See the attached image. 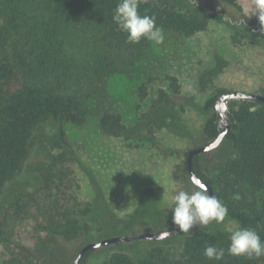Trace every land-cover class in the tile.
Instances as JSON below:
<instances>
[{
    "label": "trees",
    "instance_id": "1",
    "mask_svg": "<svg viewBox=\"0 0 264 264\" xmlns=\"http://www.w3.org/2000/svg\"><path fill=\"white\" fill-rule=\"evenodd\" d=\"M214 1L218 7L207 11L172 0H143L138 11L154 15L163 29L186 35L206 30L213 19L234 28L235 43L253 42L256 37L245 26L239 0ZM118 3L119 0H0V194L6 183L23 170L32 148L43 149L50 158L48 164L36 168L41 185L32 192L14 189L10 203L0 210V264H50V256L27 245L17 231L15 225L25 220L33 221L36 242L49 237L82 246L91 242L92 202L80 195L76 170L81 159L66 125H82L89 115H96L106 136L121 137L127 129L120 113L97 105L96 81L119 71L115 65L118 58H113L117 52L115 42L119 41L123 50L141 51L151 41L127 42V34L112 19ZM75 16L102 33L104 45L93 61L87 42H73L77 49L71 56L66 50L63 34L70 28L69 19ZM85 79L92 83L86 92ZM171 83L180 92L176 76H171ZM227 90L220 88L218 94ZM141 92L142 96L147 95L146 86L141 87ZM167 95L161 89L152 106L162 105ZM216 96L202 106L209 114L203 126L206 143L223 130L221 115L215 107ZM229 103L230 130L215 149L227 145L234 152L213 164L203 161L198 154L193 165L198 176L211 184L216 196L228 206L227 217L236 220L239 227L255 228L264 239V101L242 99ZM149 136L159 151L182 155L165 147L154 128L149 130ZM188 152L182 155L183 160L174 172L183 191L194 188L188 172ZM236 193L241 195L240 200L232 199ZM163 217L162 227L176 226L170 209ZM194 227L191 233L148 240L150 245L145 251H116L104 264H264V257L249 260L228 255L227 251L222 260H209L203 255L205 247L216 245L227 250L229 233ZM172 238L182 240L176 256L166 245ZM93 252L94 249L89 250L81 264Z\"/></svg>",
    "mask_w": 264,
    "mask_h": 264
},
{
    "label": "rangeland",
    "instance_id": "2",
    "mask_svg": "<svg viewBox=\"0 0 264 264\" xmlns=\"http://www.w3.org/2000/svg\"><path fill=\"white\" fill-rule=\"evenodd\" d=\"M172 1L207 11L218 7L214 0ZM239 2L244 10L245 26L255 34L253 42L235 43L234 28L213 19L206 30L193 35L164 29L163 44L150 42L141 51L123 50V45L118 40L115 42L117 52L113 58H118L115 65L119 71L102 81L97 78L95 98L97 105L122 115L127 126L124 135H104L96 115H89L82 125H66L69 139L78 148L81 159L76 170L80 195L92 202L91 241L170 228L161 224L172 197L181 191L182 184L176 182L174 172L185 152L206 143L203 126L209 114L202 106L220 88L264 94V24L258 12L252 13L254 0ZM69 22L70 28L63 34L69 56L77 49L72 43L84 41L93 61L104 45L102 33L88 22L80 21L78 16ZM171 76L178 78L180 92L172 87ZM91 84L84 80L85 92ZM142 86H146V96H142ZM161 89L168 95L162 105L153 107ZM50 127L47 126L49 131ZM151 128L165 147L182 155L155 148L149 136ZM233 152L226 145L202 153L201 157L213 164ZM49 162L43 149L32 148L23 170L6 183L0 194V210L10 203L14 189L35 191L41 185L36 168ZM225 225L239 227L236 220L226 217L224 224L213 221L206 229L225 230ZM15 227L27 245L50 256V264H72L82 246L55 237L34 241L31 220L21 221ZM194 229L202 230L199 226ZM181 241L173 238L166 241L172 256L180 251ZM148 245V240H140L103 246L94 249L84 264H104L116 251H145Z\"/></svg>",
    "mask_w": 264,
    "mask_h": 264
},
{
    "label": "clouds",
    "instance_id": "3",
    "mask_svg": "<svg viewBox=\"0 0 264 264\" xmlns=\"http://www.w3.org/2000/svg\"><path fill=\"white\" fill-rule=\"evenodd\" d=\"M143 0H119L113 10V21L118 29L127 34V42L139 43L141 39H147L156 45L165 41L164 29L156 23L154 15L141 14L138 9ZM253 12L259 13V19L264 24V0H254ZM228 19L227 16L224 17ZM191 182L193 191L177 192L169 204L171 220L180 232L191 233L194 226L202 230L215 221L224 224L229 215L228 206L218 196L208 190L205 182L192 173ZM232 199L240 200L241 195L236 193ZM225 231L229 233V245L227 250L216 245L205 247L203 255L209 260L220 261L225 256V251L232 256H245L249 260L264 257V239L255 228L236 227L225 225Z\"/></svg>",
    "mask_w": 264,
    "mask_h": 264
},
{
    "label": "water",
    "instance_id": "4",
    "mask_svg": "<svg viewBox=\"0 0 264 264\" xmlns=\"http://www.w3.org/2000/svg\"><path fill=\"white\" fill-rule=\"evenodd\" d=\"M242 99L253 100V101H264V94L246 92V91H241V90H227V91L220 92L216 96L215 107L221 115V126L223 130L218 135V137L215 138L214 140L204 143L200 146L194 147L190 149L188 152L187 164H188V172L190 174V178L192 176V173L195 172L197 178H200L202 182L206 183V185L208 186L209 192L212 194H215V191L213 187L211 186V184H209L206 180L199 177L197 172L195 171V168L193 165V158L195 155L214 150L223 142L226 134L230 130V125L227 121V114L230 111L229 101L230 100H242ZM179 233H181L179 228L177 226H173V227L163 229L160 231H156V232H143V233H137L134 235H118V236L106 237V238L99 239L96 241H91V242L84 244L81 247V249L77 252L72 264H81L84 256L91 249H96V248H100L103 246H107V245L119 243V242H134V241H140V240H162L167 237L177 235Z\"/></svg>",
    "mask_w": 264,
    "mask_h": 264
}]
</instances>
